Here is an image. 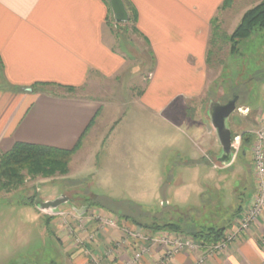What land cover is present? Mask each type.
<instances>
[{"label": "rangeland", "instance_id": "rangeland-1", "mask_svg": "<svg viewBox=\"0 0 264 264\" xmlns=\"http://www.w3.org/2000/svg\"><path fill=\"white\" fill-rule=\"evenodd\" d=\"M260 1L230 0V6L219 10L205 62V90L200 99L189 101L186 109L174 105L161 112H147L137 104V95L154 68L153 56L140 36L130 31L131 24L110 22L113 32L121 30L117 44L125 48L131 61L117 76L87 92L103 102L94 121L98 131L80 154L72 156L65 174L26 175L16 189L0 187V264H47L57 253L63 259L60 264H70L59 245L54 243L57 250L42 247V235L55 241L56 228L46 224L53 215L28 203L31 197L35 202L61 194L69 198L59 207L65 210L64 215L54 220L77 222L67 229L73 240L81 229H87L86 220L117 228L124 216L140 223H174L177 228H162L156 235L195 243L200 241L192 237L193 231L227 225L231 212L237 210L234 200L236 207L242 204V217L252 203L242 202L249 198L253 186V175L246 165L248 161L254 167L252 131L264 120V29L253 30L232 52L227 37L242 14ZM233 93L239 96L237 108L241 110L228 120L231 134L240 136L238 150L243 133L249 134L251 143L231 167L214 168L220 146L215 134L206 131L207 104L211 99L226 102ZM85 205L88 209L83 216L72 210ZM240 219L224 233L232 232ZM119 230L125 232L124 228ZM75 243L79 248V242Z\"/></svg>", "mask_w": 264, "mask_h": 264}, {"label": "crops", "instance_id": "crops-1", "mask_svg": "<svg viewBox=\"0 0 264 264\" xmlns=\"http://www.w3.org/2000/svg\"><path fill=\"white\" fill-rule=\"evenodd\" d=\"M125 1L135 10V26L154 61L137 104L147 112L174 105L186 109L205 90L211 20L224 0ZM110 14L104 0H0V154L17 142L64 149L79 143L73 157L81 153L98 131L94 121L103 107L102 100L87 92L117 76L131 61L117 44ZM248 164L253 186L249 198L242 200L246 205L257 191L254 167ZM233 203L237 210L221 225L224 232L241 217L242 204ZM57 216L46 222L56 228L57 241L42 235L40 243L52 250H57L54 243L62 247L70 264H197L198 250L166 255L165 247L120 231L126 226L157 233L124 216L117 228L85 219L87 229L78 232L76 248L67 229L77 222L62 224L54 220ZM263 238L264 212L204 264H264ZM136 252L140 257L134 259ZM62 260L57 253L47 264Z\"/></svg>", "mask_w": 264, "mask_h": 264}, {"label": "trees", "instance_id": "trees-1", "mask_svg": "<svg viewBox=\"0 0 264 264\" xmlns=\"http://www.w3.org/2000/svg\"><path fill=\"white\" fill-rule=\"evenodd\" d=\"M104 1L109 5L108 0ZM123 2L128 11V20L126 22H116L110 14V22H113L117 26L120 24H131L130 31L140 36L135 26V10L130 7L125 0H123ZM228 6H230V0H224L220 8L225 9ZM215 22L216 18L211 20V27L215 26ZM127 29L128 28H126L125 31H127ZM255 29H264V0L247 9L242 14L239 23L232 33L228 35L227 39L230 44V52L236 49V45L240 40L247 38ZM120 31L121 30L114 32L117 37L120 36ZM211 42H213L212 35L209 40V43ZM209 54L210 50H207L206 60L208 59ZM243 135V141L240 145V149L236 152L235 159H237L238 156H243L249 149L251 138L246 132L243 133ZM78 145L79 143L70 149H64L26 142L15 143L9 151L0 154V187L10 188L11 190L16 189L17 186L22 183L23 177L26 175H29L30 177H51L56 174H65L68 171V165L73 154L78 149ZM28 203L35 205L36 202L34 197H31ZM143 226L150 228L151 230H160L169 227L177 228L174 223L166 222L160 225L156 221H153L150 224L143 223ZM224 230V227L204 226L199 230L193 231L191 235L200 242L212 243L221 239Z\"/></svg>", "mask_w": 264, "mask_h": 264}, {"label": "built area", "instance_id": "built-area-1", "mask_svg": "<svg viewBox=\"0 0 264 264\" xmlns=\"http://www.w3.org/2000/svg\"><path fill=\"white\" fill-rule=\"evenodd\" d=\"M236 110H241L237 108ZM254 135V142L252 143V157L254 165L255 184L257 187L256 195L252 198V203L249 204L240 221L238 226L233 229L232 232L223 233L221 239L212 243L195 242L192 239H177L173 236L166 234L165 236H146L142 231L132 232L128 228L125 229V233L129 234L134 238L150 241L165 247L166 255H171L179 251L189 249L198 250L199 256L197 264H204L209 256L219 250H223L227 244L237 238L242 232H245L248 227L254 223L264 212V120L263 125L258 129L252 131ZM240 144V136L236 135L232 138V149L237 152ZM127 230V231H126ZM264 245V238L261 240ZM140 257V253L134 254V259ZM99 264V263H98Z\"/></svg>", "mask_w": 264, "mask_h": 264}, {"label": "water", "instance_id": "water-1", "mask_svg": "<svg viewBox=\"0 0 264 264\" xmlns=\"http://www.w3.org/2000/svg\"><path fill=\"white\" fill-rule=\"evenodd\" d=\"M111 16L116 22H126L129 18L128 11L123 0H108ZM28 90H31L28 88ZM238 96L233 95L226 103H221L217 100H209L206 108V131L214 133L220 146V153L217 155L219 167L229 166L235 159L236 154L232 149V135L228 125L229 117L237 109ZM70 201L63 194L49 200L36 202V208L48 215H62L65 210L59 207ZM88 209V205L81 207H72L76 215L83 216Z\"/></svg>", "mask_w": 264, "mask_h": 264}, {"label": "flooded vegetation", "instance_id": "flooded-vegetation-1", "mask_svg": "<svg viewBox=\"0 0 264 264\" xmlns=\"http://www.w3.org/2000/svg\"><path fill=\"white\" fill-rule=\"evenodd\" d=\"M233 95L235 96V95H237V94L233 93V94L231 95V97H232ZM237 96H238V95H237ZM231 97H230V98H231ZM230 98H229V99H230ZM229 99H228V100H229ZM238 99H239V96H238ZM228 100H227V101H228ZM217 101H220V100H217ZM227 101H226V102H227ZM220 102H221V101H220ZM226 102H221V103H226ZM229 118H230V117H229ZM228 120H229V119H228ZM212 159H213V158H212ZM217 164L219 165V161H218V159H217V156H215V162H214V165H213L214 168H216V167L220 168L219 166H217ZM227 167H229V166H227ZM221 168H222V167H221Z\"/></svg>", "mask_w": 264, "mask_h": 264}]
</instances>
